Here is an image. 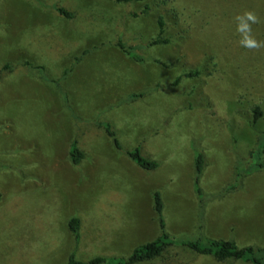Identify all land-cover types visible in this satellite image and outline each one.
<instances>
[{
  "label": "rangeland",
  "instance_id": "obj_1",
  "mask_svg": "<svg viewBox=\"0 0 264 264\" xmlns=\"http://www.w3.org/2000/svg\"><path fill=\"white\" fill-rule=\"evenodd\" d=\"M245 10L260 16L253 34L264 40V0H0V264H66L73 252L82 261L128 258L160 235L156 191L177 243L141 264H250L182 245L201 233L264 249V155L256 152L264 116L252 120L253 106L264 111V49L238 46L233 17ZM159 16L172 43L150 45ZM120 40L144 62L121 52ZM26 62L43 66L47 80ZM73 142L84 154L77 166ZM138 148L160 166H137L126 152Z\"/></svg>",
  "mask_w": 264,
  "mask_h": 264
},
{
  "label": "trees",
  "instance_id": "obj_2",
  "mask_svg": "<svg viewBox=\"0 0 264 264\" xmlns=\"http://www.w3.org/2000/svg\"><path fill=\"white\" fill-rule=\"evenodd\" d=\"M111 1L118 4H126V3H140V2H144L145 0H111ZM157 1L164 5V4L174 3L177 0H157ZM149 8L150 7L146 5L145 11L149 10ZM173 9H174L173 11H176L177 8L173 7ZM57 11L68 19L73 18L72 13L62 8H58ZM199 12L200 10L196 11L195 14H198ZM157 25L159 30L158 36L150 42V45H167L172 43L170 38L164 36L167 29L166 26L167 23L165 22L163 16H159ZM118 47L121 49V52H123L125 55H127L130 59L134 60L135 62L138 63L144 62V58L140 54L136 53L137 50L135 47L133 46L127 47V45L121 40L118 43ZM85 54H88V51L83 52L82 56H84ZM82 56L77 57L75 61L77 62L80 61ZM24 66L28 69L30 73H34L40 76V78L47 80L45 69L43 66H33L29 62H26ZM5 69H10L11 71L13 70V68L10 65H6ZM69 72L70 69H67L63 73L61 79H64ZM201 72L202 70L187 72L184 76L188 78H196L200 76ZM180 79L181 77L177 78L174 84H178L180 82ZM56 84L58 87L59 82ZM140 96H141L140 94L133 95L129 98V100H134V99L136 100V98H139ZM252 114H253L252 120L256 124L258 123V121H260L259 119L264 116V111L261 108V106L256 105L252 107ZM99 125L106 129L107 134L113 139L116 147L121 150L122 148L117 138V132L114 130L112 124L106 122V123H100ZM256 152H258L257 154H259V158H261L262 160L264 155V130L259 135ZM126 154L137 166H139L143 170L154 171L160 166L158 161L143 156L139 148L134 151H127ZM83 159H84L83 152L78 148L77 143L73 142L70 150V160L72 164L77 166L82 162ZM205 166L206 165H205L204 156L202 154H199L195 160L196 177H195L194 185H195V192L199 200V206L201 209L200 215L202 216V218H203V206L205 201L203 199V192L199 183H201V178L203 176ZM257 166H259L261 169L263 168V166L260 163ZM251 169L255 170V167L253 166ZM242 177H243V173L241 169L238 168L235 184L231 186V189L236 188L237 184L240 183ZM154 210L158 216L160 235L155 240L134 248L133 252L128 258H106L103 256H97L88 261H82L78 259L76 253L73 252L69 256L66 264H141L161 257L167 251L169 246L177 243V240H175L176 237L174 238L167 231L166 222L163 215L164 203L162 200L161 193L159 191H156L154 193ZM202 218L199 220L201 224H202L201 221ZM69 229L74 236L76 245H78L80 242V229H81L80 219L77 217L72 218L69 221ZM200 231H202V227L199 228V232ZM182 245L185 246L188 250H191L192 252L197 253L199 255L212 256L219 262L232 260V261L247 262L250 264H264V249L255 248L253 246L240 248L233 241L204 238V236L201 233L200 236H198V238L194 240H183Z\"/></svg>",
  "mask_w": 264,
  "mask_h": 264
},
{
  "label": "clouds",
  "instance_id": "obj_3",
  "mask_svg": "<svg viewBox=\"0 0 264 264\" xmlns=\"http://www.w3.org/2000/svg\"><path fill=\"white\" fill-rule=\"evenodd\" d=\"M235 33L238 36V46L250 51L259 52L264 49V40H258L253 34V26L262 23L255 11L245 10L233 17Z\"/></svg>",
  "mask_w": 264,
  "mask_h": 264
}]
</instances>
